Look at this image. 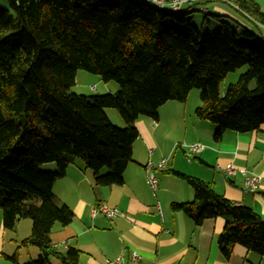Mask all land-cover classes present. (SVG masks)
Here are the masks:
<instances>
[{
    "label": "trees",
    "instance_id": "1",
    "mask_svg": "<svg viewBox=\"0 0 264 264\" xmlns=\"http://www.w3.org/2000/svg\"><path fill=\"white\" fill-rule=\"evenodd\" d=\"M257 29L264 10L257 0H227ZM179 11L149 0H8L0 7V209L3 224L14 229L32 220L23 246L39 248L23 264H79L81 250L65 251L52 242L55 225L67 226L74 212L55 201V182L81 161L97 185L124 183L139 137L136 121L157 120L168 101L186 102L201 90L197 118L227 131L249 133L264 125V36L243 23L214 31ZM217 17H221L218 16ZM248 66L224 94L226 76ZM79 69L119 83L117 92L85 95L71 91ZM117 108L126 127L112 123L106 108ZM56 162L53 172L44 163ZM194 190V200L173 203L200 225L222 217L219 247L229 258L236 245L264 257V219L245 204L218 194L210 182L169 170ZM9 258L19 264L18 253Z\"/></svg>",
    "mask_w": 264,
    "mask_h": 264
},
{
    "label": "crops",
    "instance_id": "2",
    "mask_svg": "<svg viewBox=\"0 0 264 264\" xmlns=\"http://www.w3.org/2000/svg\"><path fill=\"white\" fill-rule=\"evenodd\" d=\"M208 5L210 11H226L221 5ZM6 6L8 0H0V7ZM190 7L183 6L184 10ZM97 84H101L100 79L93 85ZM104 87L117 92L110 83ZM176 102L161 106L157 120L142 116L136 121L139 137L122 185H97L93 171L81 161L69 165L66 175L55 182V201L67 204L75 216L67 226L55 225L51 239L63 251L70 246L79 248V264H111L118 258L121 264H264V257L242 245H236L229 258L223 255L219 237L224 218L207 219L198 225L184 211L173 210V203L193 201L194 190L169 172L175 169L210 182L218 194L252 207L264 219V125L249 133L227 131L218 141L216 126L195 115L201 104L190 107L188 100ZM113 116L119 124L115 113ZM182 142L201 143L205 148L188 161L185 149L176 147ZM165 158L168 162L160 168ZM149 162L155 165L156 190L149 183ZM231 165L260 175L258 190L245 191L240 173H226ZM100 205L116 208L119 215L110 218L94 212ZM22 222L14 229L5 228L0 210V264H17L9 258L16 253L20 264L21 243L28 237L21 234ZM135 251L138 260L132 258ZM28 257L31 259L30 252Z\"/></svg>",
    "mask_w": 264,
    "mask_h": 264
},
{
    "label": "rangeland",
    "instance_id": "3",
    "mask_svg": "<svg viewBox=\"0 0 264 264\" xmlns=\"http://www.w3.org/2000/svg\"><path fill=\"white\" fill-rule=\"evenodd\" d=\"M260 2L262 9L264 10V0H257ZM227 0L222 2H211L210 5L217 4L224 7V10L226 11H214L211 10L210 14L208 15V20H206V14L203 11H192L189 16L193 19V22L198 25L202 26L205 22L207 27L211 28L214 31H218L222 27V22H228L231 24L234 28H242L241 25L238 23H243L244 25L248 26L250 29L254 30L258 34H261L264 36V29L259 30L254 25L251 24L246 18H244L242 15H240L231 5L227 4ZM209 7V5H208ZM221 16V17H217ZM248 69V66H243L235 71L230 72L226 78L221 82V92L224 94L226 88L239 80L242 73L246 72ZM100 79L101 84L93 85L94 82ZM105 83H110L112 86L114 85L116 87V90H119V83L116 81H109L105 82L100 75L90 73L84 69H79L77 71L76 75V83L71 87V91L79 93V94H85V95H91V94H105L109 93L107 89H105L104 85ZM113 92V91H112ZM179 103V102H176ZM188 103L190 107L195 106V104H202V98H201V90L199 88H194L188 97ZM185 105V104H182ZM108 112V116L113 124L119 127H126V122L124 118L122 117L121 113L117 108L108 107L106 108V113ZM113 113L116 114V117L119 119V124L116 123L117 119L114 118ZM80 161V160H79ZM42 171L47 172H53L57 169L56 162H48L44 163L40 166ZM1 210V209H0ZM32 229V220L30 218L23 219V222L21 224V234L23 236H29L31 234ZM31 253V259H36L39 256L40 250L35 245H29L22 247V253L20 257V264H23L24 262H27L31 259H29L28 254ZM52 263H60L56 259H52Z\"/></svg>",
    "mask_w": 264,
    "mask_h": 264
},
{
    "label": "built area",
    "instance_id": "4",
    "mask_svg": "<svg viewBox=\"0 0 264 264\" xmlns=\"http://www.w3.org/2000/svg\"><path fill=\"white\" fill-rule=\"evenodd\" d=\"M158 8H168L173 11H179L185 4L193 6H202L204 11H207V7L211 2H222V0H149ZM225 1V0H223ZM176 147H183L185 149V155L188 161H192L195 154L204 150L205 146L201 143L186 144L185 142L179 143ZM168 160L165 158L158 165L160 168H164ZM148 179L151 187L156 190L158 186V177L155 173V165L152 162L147 164ZM226 173L231 176H235L240 173L244 177V189L247 192H256L259 188L261 176L248 171L245 168H236L230 166L227 168ZM94 212L104 213L107 217H114L119 215V211L116 208H110L107 205H100L96 207ZM57 247V245H55ZM133 260L139 259V254L135 251L132 256ZM111 264H121V259L118 258L111 262Z\"/></svg>",
    "mask_w": 264,
    "mask_h": 264
}]
</instances>
